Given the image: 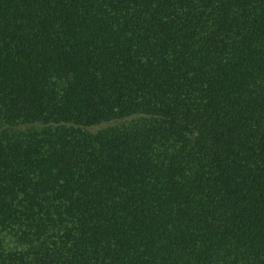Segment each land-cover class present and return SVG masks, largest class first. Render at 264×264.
Returning a JSON list of instances; mask_svg holds the SVG:
<instances>
[{"label": "trees", "instance_id": "16d2710c", "mask_svg": "<svg viewBox=\"0 0 264 264\" xmlns=\"http://www.w3.org/2000/svg\"><path fill=\"white\" fill-rule=\"evenodd\" d=\"M0 264H264V0H0Z\"/></svg>", "mask_w": 264, "mask_h": 264}]
</instances>
